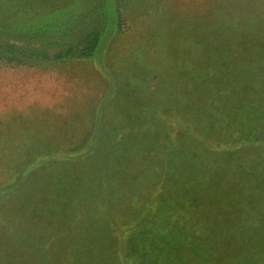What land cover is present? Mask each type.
<instances>
[{
    "label": "trees",
    "instance_id": "16d2710c",
    "mask_svg": "<svg viewBox=\"0 0 264 264\" xmlns=\"http://www.w3.org/2000/svg\"><path fill=\"white\" fill-rule=\"evenodd\" d=\"M130 1L0 0V66L25 68L28 73L22 75L38 80L43 65L50 81H59L64 87L73 79L71 74L80 70L95 77H100V72L114 77L110 48L127 32L123 43H129L138 32L137 36L146 35L153 41L163 25L175 20L177 31L187 40L194 33L187 25L195 21L202 27L199 34L213 39L203 48L210 57L204 70L183 79L192 85L190 89L181 94L166 91L160 106L140 100L138 111L127 116L124 123L117 118L105 121L107 126L103 127L92 124L93 129L85 135L74 140L63 135L52 143L44 142L49 143L46 147L38 144L37 136L42 133L14 134L38 127L39 99L28 100V107L24 102L28 88L36 82L44 88L45 82L33 81L31 85L28 79L16 80L17 86L10 90L18 89L10 106L15 109L9 116L0 109V123L10 125L21 117L26 122L20 128L7 127L0 135V180L5 177L0 182V204L19 208L25 201L16 203V196L24 195L33 198L37 206L35 197L40 193L35 191L39 187L35 183L43 180L71 183L74 191L70 197L75 199L82 196L79 186L83 181L102 184L98 194L90 193L86 204L73 211L65 204L59 207L71 215L70 229L77 227L86 212L105 216L98 205L111 208L110 215L105 216L100 246H108V251L97 248L78 254L76 264H231L230 250L242 256L238 251L242 235L264 221V0H250L249 6L244 4L241 9H236L234 0H216L211 9L196 10L195 14L178 11L173 19L163 16L166 20L145 27H141L142 19L128 24L125 14ZM162 21L166 23H159ZM173 28L166 26L165 34ZM219 35H226L228 40L217 41ZM237 36L241 38L235 39ZM10 84L8 80L1 86ZM160 107L165 113H178L183 125L169 130L170 140L163 143L156 141L154 132L144 130L150 115L153 118ZM77 108L73 111L79 116ZM98 114L105 117L102 109ZM87 136L90 144L82 150L80 144L89 140ZM215 141H221L222 148ZM64 158L72 162L62 163ZM40 164L38 174L35 168ZM48 199L44 198L43 204H48ZM35 212L44 215L38 207ZM257 217L263 219L256 223ZM5 222L0 211V248L9 231L16 234L14 228L6 229ZM37 229L39 247L33 256L39 264L52 260L54 254L55 264H68L59 247L54 246L53 252L51 246L44 248V228ZM53 232L55 242L58 235ZM9 238L13 240L9 251L16 252L17 248L21 256L24 246L16 237ZM72 243L62 242L67 245L64 248L79 249ZM245 249V256H239L238 261L264 264V248L246 242ZM2 253L4 248L0 264L10 259Z\"/></svg>",
    "mask_w": 264,
    "mask_h": 264
},
{
    "label": "rangeland",
    "instance_id": "374dc122",
    "mask_svg": "<svg viewBox=\"0 0 264 264\" xmlns=\"http://www.w3.org/2000/svg\"><path fill=\"white\" fill-rule=\"evenodd\" d=\"M215 1L216 0H131L128 3L129 6L127 5L128 9H126L125 15L129 25H132L138 19H142L141 27H145L153 24L155 25L156 20H166L163 19V16H169L168 19H173L175 18L174 14H176V12L178 13V11H189L191 14H195L197 11L198 13L203 12L207 9H211L213 7L212 5H215ZM234 1H236V9H241L242 7L244 8V4L248 7L250 0ZM174 21L175 20H170L168 21V24L163 25L164 28L160 30L161 33H159L153 41L148 39V42L147 40L140 39L147 38L137 36L139 35V32L137 35H134V39L129 43H123L125 39L124 36L128 35V32L125 35L122 34V38L119 36L118 41L110 48L112 51V70L115 71L114 77L110 73L105 72H100V77H95L93 74L90 75L89 73L80 70L79 73L76 71L71 74L73 79L68 80V85L64 87L59 81H50L47 68L43 67V65L39 67L42 68V71L40 72V78H38V80L30 76L22 75L23 72L25 74L28 73L25 68L19 67V70H14V68L8 69L10 68L8 66H0V88L2 90V92L0 90V93H2V98H0V109L1 112L4 110L8 112L5 115L9 116L15 109L10 106L13 105L12 101H16V99L14 101L13 98L18 95V89H13V91L10 90L12 87L17 86L14 84L16 80L24 81L25 79H28L29 84H34L33 81H39L40 84L42 81L45 82L44 88L38 86L36 82L37 88H31L28 90V93H26L27 96L25 95L24 103L27 107L31 105L28 100L33 97L39 99L40 108L38 111L40 121L38 122L37 120L38 127L30 131L19 130L14 132V134L17 136L25 134L28 136H37L39 133H42V135L37 136L38 144L42 145L41 147L48 146L49 143L44 142L52 143V140L63 135L71 136L73 137L72 140H74L81 135H85L90 128L93 129V125L95 124H97V127L107 126L106 123H104L105 121L110 119L117 120V118L124 123L127 116L130 117L133 113H136L135 110L138 111L140 107L139 103H141L139 102L140 100L144 103L154 102L159 105L161 100H165L162 98H164L165 94L168 95V92L177 90L181 94V91L185 88L191 87L192 85L186 84L183 82V79L189 78L191 72L200 73L204 70L205 66L208 64V58L210 57L208 53H204L203 48L207 44H210L208 41L213 39L211 38L210 40L209 37L201 36L199 33L202 27L198 22L192 21L189 22L187 26L194 33L188 35L187 40H184L185 35L182 34V36H180V32L177 31L178 25H176ZM159 23L163 24L166 22L162 21ZM200 23H205L206 25L211 22L201 21ZM168 25L174 28L171 30L172 32H167V34H165L164 29ZM216 28L220 29V26L217 25ZM214 31L217 32L216 30ZM130 32L133 31L130 30ZM238 37L241 38L240 36H237L235 39L238 40ZM227 38L226 35H219L217 36V41L219 39ZM138 39L140 40L135 44ZM190 51L193 53V56H190ZM199 52L200 54H198ZM90 67L93 68L91 65ZM31 69H36V67ZM198 73L195 77H198ZM8 80L11 84L2 87V83ZM111 87H113V91L111 90ZM4 93H8L6 95L8 98L5 100H3ZM30 95L31 97L27 99ZM75 106L80 107L77 108L80 109L79 116L74 115L73 108ZM100 109H102L103 114L105 113L104 118H101L98 114L100 113ZM154 113L156 114H154L153 118L150 115L148 122L150 124L147 123L148 127L144 130H151V133L154 132L158 143H163V140L166 139L170 140L171 134L169 130H172V128H183L181 122L182 117L178 113L174 111L165 113L161 110V107ZM25 114L27 115V113ZM25 117L28 118V116ZM99 120H101V122ZM18 122H20V124ZM25 122L26 120L21 117L16 123L10 125L0 123V135L7 131V127L16 126V128H20ZM155 122L156 125L154 126ZM24 127H26V125H24ZM36 129H38L37 134ZM86 138L89 139L88 136ZM90 139L80 144L82 150H85V147L90 144ZM222 145L221 141L216 142V146L222 148ZM36 151L38 152L40 149L38 148ZM16 152L18 154L22 153V151ZM63 160L64 162L62 163H67V161L69 163L72 162L71 159L64 158ZM69 163L67 165H70ZM35 170L37 173H40L42 170L41 164L38 165ZM71 173H74L73 169H71ZM77 174H79V172H77ZM10 175H13V173ZM4 180L5 177L1 179L0 182H3ZM35 184L39 186L35 189L36 192L40 193V195L36 197L39 204H43L44 198L47 197H49V200L51 201L50 205H43L47 211L46 215L37 214L35 210L39 204L36 206L33 203V198L31 199L24 195L16 196V203L19 201H25V204L19 206V208L0 204V211L6 220L5 223H7L6 229L14 228V231L16 232V234H13L9 231V236H6L7 239H5L4 242L2 241L3 246H1L0 251L4 248L5 253L2 254L9 256L8 258L11 259H8V262L4 259V261H1L2 264H39L37 258H34L33 256L35 248L39 247L36 245V242L40 237V233L37 229L38 227L44 228L43 237L48 241L46 245H52V252L55 247H59V253L62 255V258L68 260V264H76L80 261L78 259V254L97 251V248H101L103 252L108 251V246H100L102 244L101 240L103 238L102 233L104 231L103 223L105 221V216L110 215L111 208L106 207V204L98 205L97 207H99L100 210H103V213L106 214L105 216L102 213L86 212L82 215L83 219L78 223L77 227L72 229L69 228L71 215L67 211L63 212L59 209L62 204H65L67 209L71 212L79 204H82L83 202L86 204L90 193L98 194L102 184L96 185L83 181V184L79 186L82 193V196L79 199L70 197V193L74 191V187L67 181L59 182L57 179L54 181L51 179L48 181L43 180L38 183L36 182ZM56 194L58 195L57 202L53 203L52 200L54 201L56 199ZM78 201L79 203H77ZM135 201L140 202V200L137 199H135ZM11 203H15V200L12 199ZM262 219V217H257L256 223L257 220L261 221ZM10 221H12V223H10ZM72 225H74V223H72ZM32 226H34L33 229H31ZM263 227L264 221L258 223L256 229H252L242 235V242L238 251L241 252L243 257L246 254V242L253 244L255 247L264 248V231L261 230ZM52 232L58 235L57 237H54V239L57 238L55 242H53V239L51 238ZM97 235H99V237H97ZM11 236L16 237V240L20 242L21 246H24L25 249L21 256L17 255V248L16 252L9 251L11 245H13V240L9 238ZM43 237L41 236V239ZM64 240L72 241L74 244L78 245L79 249L72 251L68 248H64L67 246L61 243ZM57 242H59L60 246L55 244ZM239 256L234 252V249H231L230 263L236 264L235 262H237V264H242L241 261L237 260ZM54 258L55 254L53 255L52 260L44 262L43 264H55ZM62 264H64V262Z\"/></svg>",
    "mask_w": 264,
    "mask_h": 264
},
{
    "label": "crops",
    "instance_id": "0c3cea01",
    "mask_svg": "<svg viewBox=\"0 0 264 264\" xmlns=\"http://www.w3.org/2000/svg\"><path fill=\"white\" fill-rule=\"evenodd\" d=\"M143 37H145V38H147V39H144V38H140V39H142V40H147V41H148L149 38H148L147 36L144 35ZM140 39H138V40L135 42V44L138 43V41H139ZM148 42H149V41H148ZM31 85H34V84H31ZM34 87L37 88V85H35V86H31L30 88H28V90H30L31 88L34 89ZM28 90H27V93H28ZM35 200H37L36 197H35ZM43 202H44V201H43ZM48 202H49L48 204H42V203L39 204V201L37 200V204H39V205H38V208L44 213V215L47 214V211H46V209H45V207H44L43 205H50L51 201H50L49 199H48ZM52 202H53V203H56L55 200H54V201L52 200ZM53 203H52V204H53ZM64 241H66V240H64ZM64 241H62V242H64ZM67 241H70V240H67ZM47 242H48V241H47ZM47 242L44 243V245H45L44 248L48 250L49 247L52 246V245H46ZM62 242H61V243H62ZM70 242H71V241H70ZM72 244H74V243H72ZM72 244H70V245H68V246H73ZM69 249L71 250L72 247L69 248Z\"/></svg>",
    "mask_w": 264,
    "mask_h": 264
}]
</instances>
